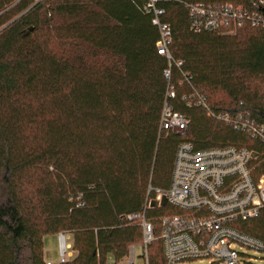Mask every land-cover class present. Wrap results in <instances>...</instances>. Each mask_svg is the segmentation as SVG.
<instances>
[{
  "label": "trees",
  "instance_id": "16d2710c",
  "mask_svg": "<svg viewBox=\"0 0 264 264\" xmlns=\"http://www.w3.org/2000/svg\"><path fill=\"white\" fill-rule=\"evenodd\" d=\"M227 4L264 19V0H158L168 60L140 0H0V264H46L43 239L60 234L72 252L60 264H123L142 244L126 217L143 211L148 264H165L159 220L177 210L144 207L181 142L254 150L264 175V147L208 115L264 123V27L192 29L190 6ZM165 103L183 135L160 131ZM232 226L264 243V209Z\"/></svg>",
  "mask_w": 264,
  "mask_h": 264
},
{
  "label": "built area",
  "instance_id": "2783aa9c",
  "mask_svg": "<svg viewBox=\"0 0 264 264\" xmlns=\"http://www.w3.org/2000/svg\"><path fill=\"white\" fill-rule=\"evenodd\" d=\"M142 10L151 16V24L158 30L155 43L158 55L170 60L168 45L170 26L161 21L164 10L158 0H140ZM192 29L219 30L229 28L233 33L242 19L253 26L264 27V19L257 14L248 16L233 4L217 7L190 6ZM181 65L177 63V66ZM169 78V71L164 72ZM173 96V94H170ZM185 99V98H184ZM232 128L248 134L264 147V123H257L247 115L236 113L208 114ZM188 120L174 112L166 103L160 114V131L175 135L186 132ZM260 155L250 149L222 147L195 150L188 142L176 149L169 186L154 190V198L147 199L144 208L170 206L177 210L159 220L158 240L162 244L165 264L208 261V264H239L250 260L244 250L264 255V243L241 233L232 226L236 221H249L264 209V175L257 174ZM145 210V209H144ZM145 212L126 217L138 221L142 228L144 264H148L147 248L154 240V227ZM60 263L72 257L67 235L60 234ZM134 247L128 249L123 264H134ZM50 264V263H46Z\"/></svg>",
  "mask_w": 264,
  "mask_h": 264
},
{
  "label": "rangeland",
  "instance_id": "374dc122",
  "mask_svg": "<svg viewBox=\"0 0 264 264\" xmlns=\"http://www.w3.org/2000/svg\"><path fill=\"white\" fill-rule=\"evenodd\" d=\"M70 237L67 238V242L69 243ZM135 254L136 260L134 264H144L143 259V249L141 246H135ZM248 256H250V260H246V263L239 264H264V255L252 250H242ZM43 259L45 261H50L52 264H59L60 260V246H59V238L56 235L46 236L43 239ZM181 264H208V261H191L184 262Z\"/></svg>",
  "mask_w": 264,
  "mask_h": 264
},
{
  "label": "crops",
  "instance_id": "0c3cea01",
  "mask_svg": "<svg viewBox=\"0 0 264 264\" xmlns=\"http://www.w3.org/2000/svg\"><path fill=\"white\" fill-rule=\"evenodd\" d=\"M68 237H69V236H68ZM69 245H71V244H70V241H69ZM44 261H45V260H44ZM45 262H46V263H50V264H52V263H51L50 261H48V260L45 261Z\"/></svg>",
  "mask_w": 264,
  "mask_h": 264
}]
</instances>
